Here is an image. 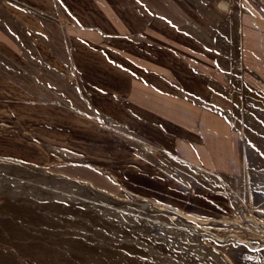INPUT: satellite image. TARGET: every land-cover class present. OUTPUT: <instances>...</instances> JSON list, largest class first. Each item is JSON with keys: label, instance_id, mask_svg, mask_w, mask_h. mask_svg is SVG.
Here are the masks:
<instances>
[{"label": "crops", "instance_id": "0c3cea01", "mask_svg": "<svg viewBox=\"0 0 264 264\" xmlns=\"http://www.w3.org/2000/svg\"><path fill=\"white\" fill-rule=\"evenodd\" d=\"M239 85L264 86V0H0V127L88 177L113 179L102 157L121 152L122 188L146 187L140 177L182 183L190 201L231 211L120 134L187 167L239 170V132L225 110Z\"/></svg>", "mask_w": 264, "mask_h": 264}, {"label": "rangeland", "instance_id": "374dc122", "mask_svg": "<svg viewBox=\"0 0 264 264\" xmlns=\"http://www.w3.org/2000/svg\"><path fill=\"white\" fill-rule=\"evenodd\" d=\"M235 91L225 110L239 132V170L187 167L148 150L128 132L120 134L187 185L225 197L231 211L217 202L218 208L207 200L190 201L182 183H146L140 177L135 180L146 187L122 188L118 180L128 174L117 171L126 164L121 152L119 160L110 158L114 165L102 157L113 179L99 173L91 178L87 169L75 170L42 148L10 141V132L17 133L0 127V264H82L87 255L102 257V264H264V86L239 85ZM59 98L94 114L68 95ZM33 149L40 153L37 160L27 154ZM183 199L200 213L182 207Z\"/></svg>", "mask_w": 264, "mask_h": 264}, {"label": "bare ground", "instance_id": "6f19581e", "mask_svg": "<svg viewBox=\"0 0 264 264\" xmlns=\"http://www.w3.org/2000/svg\"><path fill=\"white\" fill-rule=\"evenodd\" d=\"M170 248H172V247H170ZM173 250H174V249H173ZM123 251H128V249L125 248V249H123ZM128 253H129V252H128ZM99 254H100V253H99ZM93 256H94V255H93ZM98 256H101V255H98ZM145 257H146V256H145ZM145 257H144V258H145ZM142 258H143V256H142ZM149 258H150V257H149ZM86 259H87V260L85 261L86 263L83 262L82 264H102V262H101V261H102V257H100V258H98V259H95V258H92L91 255H89V256L87 255V256H86ZM146 259H147V258H146ZM142 262H143V261H142ZM110 263H111V262H110ZM110 263H109V264H110ZM177 263H179V262H176V263H173V264H177Z\"/></svg>", "mask_w": 264, "mask_h": 264}]
</instances>
